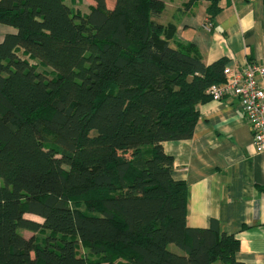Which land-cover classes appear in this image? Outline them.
Masks as SVG:
<instances>
[{
  "label": "trees",
  "instance_id": "obj_1",
  "mask_svg": "<svg viewBox=\"0 0 264 264\" xmlns=\"http://www.w3.org/2000/svg\"><path fill=\"white\" fill-rule=\"evenodd\" d=\"M88 1L80 15L65 0H0L15 30L0 42V264H242L215 223L186 226V187L161 147L192 137L227 60L172 46L163 0ZM200 1L210 19L220 10H184ZM82 199L86 212L69 205Z\"/></svg>",
  "mask_w": 264,
  "mask_h": 264
},
{
  "label": "crops",
  "instance_id": "obj_2",
  "mask_svg": "<svg viewBox=\"0 0 264 264\" xmlns=\"http://www.w3.org/2000/svg\"><path fill=\"white\" fill-rule=\"evenodd\" d=\"M187 1L163 0L158 22L173 28L172 46L193 44L205 65L220 59L237 69L253 62L264 65V0H220L211 19L209 2L184 10ZM14 32L0 24V42ZM197 111L190 139L161 143L173 160V180L186 187V226L206 229L215 223L220 233L239 242V262L264 264V152L255 151L238 99H208Z\"/></svg>",
  "mask_w": 264,
  "mask_h": 264
},
{
  "label": "built area",
  "instance_id": "obj_3",
  "mask_svg": "<svg viewBox=\"0 0 264 264\" xmlns=\"http://www.w3.org/2000/svg\"><path fill=\"white\" fill-rule=\"evenodd\" d=\"M210 26L208 23L205 28L209 30ZM223 76V82L207 88L208 98L214 102L226 97L238 99L252 133L255 151L264 152V65L247 63L242 69L225 65Z\"/></svg>",
  "mask_w": 264,
  "mask_h": 264
},
{
  "label": "rangeland",
  "instance_id": "obj_4",
  "mask_svg": "<svg viewBox=\"0 0 264 264\" xmlns=\"http://www.w3.org/2000/svg\"><path fill=\"white\" fill-rule=\"evenodd\" d=\"M110 1V0H108ZM65 3L70 6L74 12H77L79 13L80 15H86L88 13V4L90 3L88 0H74V1H71V0H65ZM107 5L110 7L111 4L110 3H107ZM211 28V26L209 27V29ZM39 71H42L45 75H47L48 77H53V74H50L49 70H45L41 67L37 68ZM207 94V93H206ZM210 100V99H209ZM49 147V145H47ZM90 200H86V199H82V200H77V201H71L69 202V205L72 206V207H77L79 209H81L83 212H86V206H87V203L89 202ZM96 212H99L98 210ZM30 219L32 220H35V221H40L39 218H36V217H30ZM21 233H24L23 231H21ZM29 233H25L24 235L27 236ZM37 238L39 239V241H42L44 238H45V233H37ZM29 237V236H28ZM89 245L87 244H81V243H78V253L80 255H83V256H86L87 258L89 257L90 259H94V257H92L91 255H89ZM169 249L173 252L177 251V248L174 246V245H170L169 246ZM112 257H118L116 259V261H123V262H126L127 260H124L123 256H121L118 252V249H115L113 251V253L111 254Z\"/></svg>",
  "mask_w": 264,
  "mask_h": 264
}]
</instances>
